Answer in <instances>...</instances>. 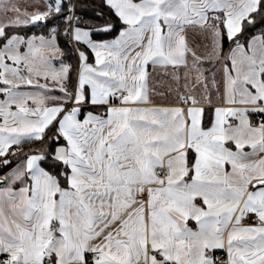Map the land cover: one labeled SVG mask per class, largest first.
<instances>
[{"label": "snow or ice", "instance_id": "obj_1", "mask_svg": "<svg viewBox=\"0 0 264 264\" xmlns=\"http://www.w3.org/2000/svg\"><path fill=\"white\" fill-rule=\"evenodd\" d=\"M102 4L0 0V264H264V0Z\"/></svg>", "mask_w": 264, "mask_h": 264}, {"label": "crops", "instance_id": "obj_2", "mask_svg": "<svg viewBox=\"0 0 264 264\" xmlns=\"http://www.w3.org/2000/svg\"><path fill=\"white\" fill-rule=\"evenodd\" d=\"M17 2L19 3L22 9L31 8L35 6V0H17ZM188 39H189L190 46L193 48L196 54L198 56H204L206 58L208 55V51L210 49V42L206 41L203 37H201L196 29L188 30ZM225 47H227L226 42H225ZM205 67H210V65L206 63ZM150 71H151V68H150ZM181 75H183V72H181ZM158 79H162V77L159 75L152 77V83H155V81ZM181 84H183V80H181ZM162 91H164V89L159 88V87L156 88V92H162ZM151 100H152L153 105L166 106L167 104H170L172 102V97H168L167 99H165L159 95H152ZM86 110H92V109L89 107ZM28 147H32V145H25V148H28ZM141 198L146 199V194L144 197H141ZM189 226L195 227V222L189 221Z\"/></svg>", "mask_w": 264, "mask_h": 264}, {"label": "trees", "instance_id": "obj_3", "mask_svg": "<svg viewBox=\"0 0 264 264\" xmlns=\"http://www.w3.org/2000/svg\"><path fill=\"white\" fill-rule=\"evenodd\" d=\"M76 2L79 6L77 14L82 17V22L85 25L88 23H92L95 25H100L103 23V20L96 16L97 11H104L107 15V9L103 6L102 0H76ZM36 31H39V29H36ZM61 46H63V41H61Z\"/></svg>", "mask_w": 264, "mask_h": 264}, {"label": "built area", "instance_id": "obj_4", "mask_svg": "<svg viewBox=\"0 0 264 264\" xmlns=\"http://www.w3.org/2000/svg\"><path fill=\"white\" fill-rule=\"evenodd\" d=\"M252 119H253V120H259L260 117H259V116H253ZM140 198H141V197H140ZM252 222H254V221H253L252 219H250L249 217H245V218L242 220V223H244V224H248V223H252ZM216 255H217V256H220V255H222V253H221L220 251H218V252H216Z\"/></svg>", "mask_w": 264, "mask_h": 264}]
</instances>
